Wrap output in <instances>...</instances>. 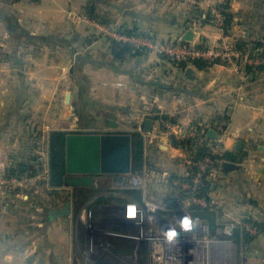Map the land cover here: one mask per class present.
Segmentation results:
<instances>
[{"label": "crops", "instance_id": "obj_1", "mask_svg": "<svg viewBox=\"0 0 264 264\" xmlns=\"http://www.w3.org/2000/svg\"><path fill=\"white\" fill-rule=\"evenodd\" d=\"M208 1L225 0H204L205 4ZM229 2L234 14L232 39L264 43V0ZM84 3L18 0L13 3L16 18L0 6V161L9 169L23 166L21 174L47 175L24 194L0 195V264H83L87 249L83 202L74 199L73 187L49 184L51 131L89 132L99 124L112 132L140 131L145 142L143 171L149 179L146 191L159 200L158 193L174 191L168 183L181 176L188 167L186 157H192L189 147L174 145L173 139L180 140L169 135L164 121L184 130L206 129L202 145H220L211 157L226 151L237 156L238 162L214 159L218 173L209 201L216 202L220 219L233 215L248 223L252 240L247 247L254 243V264H264V229L254 226L257 222L264 228V66L244 65L236 71L223 64L198 68L189 62L181 68L153 48L140 55L124 54L113 49L103 24L84 17ZM102 4L109 18L116 20L110 27H138L163 40L182 38L194 29L192 42L199 44H215L222 36L218 26L198 17L192 0H103ZM13 24L33 36L26 62L18 45L27 44L20 42ZM148 118L153 124L145 133ZM211 131L216 136L209 135ZM34 158L40 163L36 174L29 170ZM226 161L239 167L225 172ZM179 193L173 195L180 197ZM68 202L69 214L52 215ZM102 240L112 250L104 257L123 264L114 256H124L133 242L105 236Z\"/></svg>", "mask_w": 264, "mask_h": 264}, {"label": "built area", "instance_id": "obj_2", "mask_svg": "<svg viewBox=\"0 0 264 264\" xmlns=\"http://www.w3.org/2000/svg\"><path fill=\"white\" fill-rule=\"evenodd\" d=\"M192 3L197 7L199 5L197 0H192ZM210 9V22L218 26L222 32L221 38L215 44L204 42L199 44L192 41H184L182 38L163 40L155 36L154 33H150L149 35L144 32L140 34H127L117 27H110L109 25H104L103 33L115 42L129 44L136 49L145 50L153 48L158 55L174 64L205 60L211 64L230 66L236 71H242L244 65H251L253 66L252 68L264 65V47H255L253 45L255 47L253 52L237 49L236 42L232 39L230 31L225 30L220 10L217 8ZM246 78H248V75ZM163 123L169 135H175L180 141L190 140L188 147L192 157H186L185 159L188 167L179 178L172 182L176 186V189L184 194L183 199L176 205L177 208L172 203L173 200L160 204L148 199L145 194L140 202L129 199L124 203L116 204L115 206L120 208V217L117 220L120 230H110L105 232V235L134 240L145 237L150 247L148 264H211V250L215 244L220 243L219 236H216V233H212L209 224L199 216L194 215L190 207L194 204L203 207H214V204H216L214 200L210 202L208 197L202 195V188L207 185V182L212 185L213 179L218 173L211 153L217 152L220 145L207 148L205 154L201 155L200 158H196L197 148L203 146L202 144L205 142L206 129L199 130L195 127L184 130L180 126H172L167 121ZM191 140H194V142H191ZM219 141L222 140L220 139ZM6 166L5 162L0 161L1 196H6L12 192L24 194L22 192L35 186L42 177L21 173L12 174L6 170ZM44 176L46 177L47 175ZM130 179V182L135 185L142 182L136 175H132ZM25 196L28 197V194ZM115 206L112 205L111 208ZM83 214L92 217V210L84 209ZM185 216L190 217L193 221V227L190 231H184L181 228L180 222ZM222 223L223 227L218 230L222 231L224 237L230 241H234L231 236L240 225L244 226L248 231H252L248 223L235 219L223 221ZM145 224L147 228L143 232ZM173 229L176 232V236L169 241L166 239L164 233ZM137 231L142 232L139 235ZM87 237L86 251L90 253L94 251L96 243L94 244L93 242V236ZM99 243L104 254L108 252L112 253L109 245L102 242ZM104 254L101 253L98 260L109 263ZM87 257H90V254L84 256L83 264L98 263L96 260H91L90 262L84 261V259H88Z\"/></svg>", "mask_w": 264, "mask_h": 264}, {"label": "trees", "instance_id": "obj_3", "mask_svg": "<svg viewBox=\"0 0 264 264\" xmlns=\"http://www.w3.org/2000/svg\"><path fill=\"white\" fill-rule=\"evenodd\" d=\"M4 1H10L12 3L18 1V0H4ZM85 11L87 12V15L90 16V18L96 19L98 18L97 13V3L96 0H88V3L84 7ZM218 9L222 13L225 30L230 31L232 28L233 22H234V14L231 12L230 8V2L229 0H225L218 4ZM196 14H198V17H202L203 22H210L211 20V14L206 16H202V10H200L198 7H194L193 10ZM124 33L127 34H140L143 31L140 30L138 27L133 28H120ZM12 30L17 32V36L20 39V42L25 44H33V36H31L21 25L19 24H13ZM113 49L119 48L124 54L128 55H140L143 53L144 50L142 49H136L132 47L129 44L126 43H118L113 42L112 44ZM264 47V43L257 42L255 44V47ZM237 49L241 51H248L253 52L255 50V47H253V44H250L246 41H238L236 42ZM189 62H180L175 64L178 67L186 68L187 64ZM194 64L198 68H205L209 66L211 63L205 61V60H194L190 62ZM264 65L255 67L256 69L262 68ZM253 67V66H252ZM252 68V69H254ZM70 133L69 131L65 130H53L49 134V184L50 186L56 188V187H63L66 186V179L68 177V174L66 172V166H65V142L66 137ZM132 136V162H131V174L133 175H140L142 172H144L145 167V142L144 137L140 131H133L129 132ZM190 141H177L176 139H173V143L177 147H188ZM207 152L206 146H201L197 148V156L196 158H200L201 155L205 154ZM213 159H219V160H231L234 162H238L237 156L234 155L233 152L226 151L222 154H217L215 156H212ZM241 158V157H238ZM35 163L30 165V172L32 174H36L40 169V163H36L37 158H34ZM12 174H20L19 167L13 166L8 170ZM110 175V174H105ZM211 184H208L202 188V195H205L209 198V192L211 191ZM182 195V193H180ZM73 197L74 199H78L80 202L88 203V206L94 213V218L98 219L99 212L104 207H109L115 204H120L128 201L129 199H133L136 201H142L143 193L140 189L137 188H123L119 191H114L109 186H75L73 187ZM191 212L205 220L212 231V233H216L219 228L223 227V223L220 220V216L218 214V209L215 207H203L200 205H192L190 207ZM249 222V221H248ZM254 226H256L258 229L262 230L263 227H260L257 222H254ZM234 241L244 243L246 246L249 244V242L252 240V235L246 231L242 230L241 227H237L231 236ZM131 249V247H130Z\"/></svg>", "mask_w": 264, "mask_h": 264}, {"label": "rangeland", "instance_id": "obj_4", "mask_svg": "<svg viewBox=\"0 0 264 264\" xmlns=\"http://www.w3.org/2000/svg\"><path fill=\"white\" fill-rule=\"evenodd\" d=\"M101 1V2H100ZM102 1L103 0H96L97 3V13H99L98 18L93 19L90 18V16L87 15V12L85 11L84 7L86 6V4L88 3V0H85V3L83 5V14L84 17L89 19L90 22H92L93 20H95L97 23H99V25L103 24V25H110L111 23L116 22V20H113L112 18H109L110 15H108L105 11L106 8L102 7ZM118 2V0H116ZM199 2L198 8L200 10H202V16H204V18L209 14H211V9L210 8H217L218 9V4H212L210 1V4H205L204 0H197ZM205 6H204V5ZM1 9L3 11H5L7 14H11L12 16H15V13H17L16 8L14 7V4L10 1H4L0 3ZM197 7V6H194ZM199 19V18H198ZM200 19H202V17H200ZM118 20V18H117ZM192 25V24H191ZM116 27V26H114ZM119 26H117L118 28ZM194 27V25L192 26ZM157 36V35H155ZM19 46V55L21 57L22 62H26L27 61V54L30 53V50L33 46H28V45H23L20 44ZM42 49L41 48H36L34 47V52L37 53L38 55L42 54ZM120 119H124L123 116L119 117ZM127 119V118H125ZM97 130H92L89 131L87 133H110L112 131H109V127L106 126H102L99 124V126H96ZM95 127V128H96ZM76 128V127H74ZM104 128V129H103ZM126 131V130H125ZM69 132L72 133H76L75 130H71ZM77 133H82V132H77ZM149 149V148H148ZM150 151L147 153L149 155ZM13 167V166H12ZM6 170H9L8 166H6ZM133 174H128V175H94V183L97 186H109L111 187V189H113L114 191H119L122 190L123 188H137L140 189L144 194L146 195V197L148 199H151L157 203L160 204H164L167 200H173L174 205L176 206L177 204H179V202L183 199L184 194L180 195V193L178 192V190L176 189V186L172 185L171 181L168 184H171L170 187L174 190L172 193L167 191V192H160L158 194L162 195V196H156V198H158L159 200L154 198H151L152 195H149L147 193V180L148 176L146 174V172H142L140 175H138L137 177L142 180V182L138 183V185H135L134 183L132 184L131 181V177ZM40 179H43L42 177ZM40 179L38 180V182L40 181ZM149 180V179H148ZM37 182V183H38ZM167 190L169 189V186L166 187ZM178 194L180 195V197L178 196H174L173 194ZM42 198H44V196H46L45 194H41ZM151 196V197H150ZM116 205V204H115ZM114 205V206H115ZM82 209L86 210V209H90V207L88 206L87 203H82ZM177 208V206L175 207ZM82 210V211H83ZM94 213L92 211V217H88L86 215H84V227H85V232L84 235L88 236L87 238L92 237L93 236V242L94 244L96 243L95 249L94 251H91L90 253H88V251L85 252L84 256H87L88 254H90V257H87L88 259H84V261H91V260H96L98 263L97 264H112L111 262L106 263L103 262L99 259V255L102 253L101 246L99 242H103L102 239L104 236L107 237L108 235H105V232L107 231H114V230H120V226L118 225V217H120V208L115 207H104L101 209V211L99 212V218L96 219L94 218ZM230 219H234L233 215L230 216H226L225 218L221 217V219L219 221L221 222H225L228 221ZM146 224L143 227V232H145L146 230ZM246 229V228H245ZM244 229V230H245ZM142 232V231H141ZM141 232L137 231V234H141ZM250 233V231H249ZM139 234V235H140ZM144 235V234H143ZM216 236H219V241L220 243L215 244L212 247V257H211V264H254V243L251 245V247L248 249L247 246H249V244H247V246L244 243H240V242H236V241H230L229 239L224 237V233L222 231H217ZM108 237H111L110 235ZM131 240L133 243L131 244V250H127V252L124 254V256L117 254L116 256H114V260H119L120 262H122L123 264H145V260L144 258H146V264H148V257H149V252H150V247H149V242L147 239L144 238H140V239H129ZM91 243V242H90ZM89 246V245H88ZM94 247V246H93ZM111 253H105L104 255H110ZM84 258V257H83ZM83 258L81 260V263L83 262Z\"/></svg>", "mask_w": 264, "mask_h": 264}, {"label": "water", "instance_id": "obj_5", "mask_svg": "<svg viewBox=\"0 0 264 264\" xmlns=\"http://www.w3.org/2000/svg\"><path fill=\"white\" fill-rule=\"evenodd\" d=\"M194 29H189L182 39L192 41ZM118 55L120 50L116 52ZM111 125H114L110 121ZM153 119L145 122L144 132L151 131ZM209 135L216 136L214 131ZM241 141L238 143L240 147ZM132 162V136L129 132L110 133H68L65 142V166L68 177L66 184L75 186L94 185V175H128L131 174ZM239 167L234 162H224L223 170L231 171ZM19 170H24L19 166ZM70 212V203L53 212V216H65Z\"/></svg>", "mask_w": 264, "mask_h": 264}, {"label": "clouds", "instance_id": "obj_6", "mask_svg": "<svg viewBox=\"0 0 264 264\" xmlns=\"http://www.w3.org/2000/svg\"><path fill=\"white\" fill-rule=\"evenodd\" d=\"M181 228L184 230V231H190L193 227V221L190 217L188 216H185L181 219ZM166 239H168L169 241H171L172 239H174V237L176 236V232L175 230H169L167 232L164 233Z\"/></svg>", "mask_w": 264, "mask_h": 264}]
</instances>
